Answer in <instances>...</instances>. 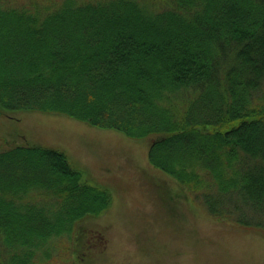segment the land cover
Listing matches in <instances>:
<instances>
[{
    "label": "trees",
    "instance_id": "trees-1",
    "mask_svg": "<svg viewBox=\"0 0 264 264\" xmlns=\"http://www.w3.org/2000/svg\"><path fill=\"white\" fill-rule=\"evenodd\" d=\"M16 110L151 137L178 195L264 234V0H0V114ZM1 145L0 264L111 205L63 149Z\"/></svg>",
    "mask_w": 264,
    "mask_h": 264
},
{
    "label": "rangeland",
    "instance_id": "rangeland-1",
    "mask_svg": "<svg viewBox=\"0 0 264 264\" xmlns=\"http://www.w3.org/2000/svg\"><path fill=\"white\" fill-rule=\"evenodd\" d=\"M150 138L56 112L0 114L1 146L13 140L57 146L112 194L108 209L53 237L34 264H264V234L209 216L192 192L178 195L174 179L146 159Z\"/></svg>",
    "mask_w": 264,
    "mask_h": 264
}]
</instances>
